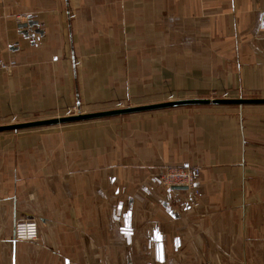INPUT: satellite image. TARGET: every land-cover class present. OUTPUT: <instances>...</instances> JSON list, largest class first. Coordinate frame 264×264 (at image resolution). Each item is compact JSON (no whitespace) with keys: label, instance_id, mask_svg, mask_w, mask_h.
I'll use <instances>...</instances> for the list:
<instances>
[{"label":"crops","instance_id":"obj_1","mask_svg":"<svg viewBox=\"0 0 264 264\" xmlns=\"http://www.w3.org/2000/svg\"><path fill=\"white\" fill-rule=\"evenodd\" d=\"M219 97H264V0H0V125ZM57 126L0 132V264H264V104Z\"/></svg>","mask_w":264,"mask_h":264},{"label":"water","instance_id":"obj_2","mask_svg":"<svg viewBox=\"0 0 264 264\" xmlns=\"http://www.w3.org/2000/svg\"><path fill=\"white\" fill-rule=\"evenodd\" d=\"M27 26V23H22L21 27ZM195 104H264V97L251 98H186L164 101L159 103H150L143 105L126 106L120 108H113L101 111L79 112L64 116H57L44 119H36L24 122H16L10 124L0 125V132L5 131H19L30 128L48 127L54 125L75 123L81 121H90L95 119H102L111 116L127 115L138 112L154 111L159 109L173 108L185 105ZM174 189H188L187 186H174Z\"/></svg>","mask_w":264,"mask_h":264},{"label":"built area","instance_id":"obj_3","mask_svg":"<svg viewBox=\"0 0 264 264\" xmlns=\"http://www.w3.org/2000/svg\"><path fill=\"white\" fill-rule=\"evenodd\" d=\"M69 114L74 113L69 111ZM200 175L201 170L197 166H165L160 169L159 178L161 184L168 188L187 186L188 189H195L194 185ZM198 193V189H195V194ZM195 204L198 205V202ZM15 236L19 240H38L40 236L38 221L26 220L18 222L15 225Z\"/></svg>","mask_w":264,"mask_h":264},{"label":"rangeland","instance_id":"obj_4","mask_svg":"<svg viewBox=\"0 0 264 264\" xmlns=\"http://www.w3.org/2000/svg\"><path fill=\"white\" fill-rule=\"evenodd\" d=\"M126 106H132V105H124L123 103H120L119 105H117L115 108H120V107H126ZM69 111H71L72 113H76V111H77V113L78 112H84V111H82L81 110V108H80V106L79 107H75V108H73V109H69L68 111H67V113L65 114V115H68L69 114ZM86 112V111H85ZM87 112H89V111H87ZM61 116H64V115H61ZM33 120V119H32ZM34 120H36V119H34ZM24 121H28V120H17V119H12L11 121H8V122H6V123H3V124H10V123H16V122H24ZM30 121V120H29ZM62 125V124H61ZM52 127H58L57 125L55 126H52ZM159 174H160V171H159ZM158 177H159V175H158ZM159 181H160V178H159ZM161 183V182H160ZM164 186V185H163ZM166 187V186H165ZM198 191H200L199 189H198ZM194 197H197L199 194H200V192L198 193V194H195V189H193V192L191 193ZM199 205V204H198Z\"/></svg>","mask_w":264,"mask_h":264}]
</instances>
